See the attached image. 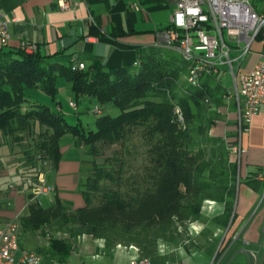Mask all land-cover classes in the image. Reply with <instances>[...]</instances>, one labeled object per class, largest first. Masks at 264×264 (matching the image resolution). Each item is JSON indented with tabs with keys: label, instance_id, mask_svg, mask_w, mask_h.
Listing matches in <instances>:
<instances>
[{
	"label": "trees",
	"instance_id": "16d2710c",
	"mask_svg": "<svg viewBox=\"0 0 264 264\" xmlns=\"http://www.w3.org/2000/svg\"><path fill=\"white\" fill-rule=\"evenodd\" d=\"M55 59L38 49L26 53L0 47V140L26 141L23 165L31 175L16 180L27 198L26 217L18 220L26 231L51 230L43 235L47 248L39 251L45 259L65 260L69 238L85 234L107 246L134 245L141 256L162 263L166 258H151L158 242L179 238L177 227L199 220L205 201L223 207L212 217L215 226L228 224L237 186V160L229 148L237 145L239 134L237 121L233 136L216 129L232 97L221 74L204 75L191 85L186 80L189 62L160 46L141 51L131 66L105 68L90 58L79 70ZM62 81L74 112L80 104L100 108V113L92 111V125L79 119L70 124L59 108L28 98L27 90H38L55 101ZM232 105L236 111L235 101ZM83 109L90 110L88 105ZM206 133L205 142L218 143L226 154L214 164L204 160L202 139L193 140L194 134L203 138ZM66 137L85 150L84 206L71 210L56 197L43 208L29 201L31 191L40 174L56 167ZM59 231L68 238L55 236Z\"/></svg>",
	"mask_w": 264,
	"mask_h": 264
},
{
	"label": "crops",
	"instance_id": "0c3cea01",
	"mask_svg": "<svg viewBox=\"0 0 264 264\" xmlns=\"http://www.w3.org/2000/svg\"><path fill=\"white\" fill-rule=\"evenodd\" d=\"M63 3L66 8L61 7ZM173 8L169 0L0 1V13L10 20L7 48H18L20 42L30 41L36 43L41 55L57 56L54 61L82 62L86 66L90 58H96L105 68L131 66L138 62L141 51L159 46L156 32L169 24ZM254 52L246 57L244 70H238V74L250 71L257 59ZM220 78L228 92L233 85L229 70H224ZM232 103L223 109L216 125L219 132L230 136L235 134L237 117ZM56 107L64 113L61 105ZM238 143L244 152L237 162L236 196L228 224L221 227L228 243L213 264H248L249 255H255L257 264H264V181L256 177L264 173V105L252 116ZM60 145L56 167L47 169L42 176L54 191L41 198V206L50 207L57 197L76 210L84 206L80 185L85 150L72 137L64 138ZM26 205L25 192L18 182L0 173V226L16 214L26 217ZM217 209L221 211L222 205ZM47 231L51 230L44 227L26 231L20 226L19 249L38 252L42 264H128V252L89 235L76 241L69 238L72 246L65 260H47L39 252L48 246V237L43 236ZM206 251L180 252L179 260L181 264H210L213 255Z\"/></svg>",
	"mask_w": 264,
	"mask_h": 264
},
{
	"label": "built area",
	"instance_id": "2783aa9c",
	"mask_svg": "<svg viewBox=\"0 0 264 264\" xmlns=\"http://www.w3.org/2000/svg\"><path fill=\"white\" fill-rule=\"evenodd\" d=\"M1 1V0H0ZM174 4L169 19V27L158 30V45L178 52L189 62L186 80L197 85L204 75H219L229 70L234 85L236 103V121L238 139L247 130V126L261 105H264V0H169ZM136 6V4H133ZM66 8V4L61 5ZM9 19L0 13V45L7 46ZM261 42V49L252 51L254 42ZM18 48L26 53L37 51L34 42L22 41ZM256 55V62L249 72L238 74L244 70V61L250 54ZM73 68L83 69L82 62H72ZM207 103V99H204ZM75 107L72 99L68 100ZM94 113L100 108L94 106ZM180 117V110L175 108ZM181 119V118H180ZM237 162L244 152L239 143L229 148ZM38 177L39 185L31 191L30 202L41 205V198L54 191ZM264 181V173L256 176ZM19 214L0 226V264H42L40 254L33 250L19 249L18 234L20 231ZM85 234L78 236L84 239ZM90 236V235H89ZM104 242L103 239L100 240ZM117 249L128 252V264H181L179 259L153 263L150 258L140 255L134 245L116 244ZM168 244H159L160 253L169 252ZM213 255L210 264L216 260ZM248 264H257L255 255H249Z\"/></svg>",
	"mask_w": 264,
	"mask_h": 264
},
{
	"label": "rangeland",
	"instance_id": "374dc122",
	"mask_svg": "<svg viewBox=\"0 0 264 264\" xmlns=\"http://www.w3.org/2000/svg\"><path fill=\"white\" fill-rule=\"evenodd\" d=\"M259 49H261V42L256 41L251 46V50L258 51ZM228 92L231 95L234 94V85H232L231 88H228ZM26 93L28 98L32 101L35 100L39 103L48 104L52 108H57L56 102H60L65 113L66 121L70 124L75 123L76 120L79 119L82 123H90L92 125L96 117L92 112L93 104L91 103L86 104L90 108L89 111H84L83 107L86 105L82 104L77 106L78 109L75 112L74 110L69 109L67 100L68 96L70 97V94L64 81L58 84V93L55 101H52L47 95L38 90H27ZM231 100H234L233 95L231 98H228V104L232 103ZM114 112L115 110L113 113ZM206 136H208V133H206L203 138H201V135L196 136V134H194L193 140L199 142V140L202 139L201 142L203 144L200 143V146L205 150L204 160L205 162H211L214 164L221 156H223V158L226 157V154L225 151L223 152L221 150L218 143L205 142L204 139ZM24 145H26V141H23L21 144L16 142L8 144L7 142H1L0 140V173H6L14 181L21 176H26V174L31 175V170L28 169L26 165H23L25 164V158L22 151ZM42 205L43 207L46 206L45 204ZM219 205L220 204L214 203L213 201H205L202 207V216L199 220L185 223L184 225L177 227L180 237L173 241H168L170 247L169 252H159L158 246L163 243L160 241L157 244L156 254L150 257L157 261L163 260V258H166L165 260L179 259L180 252L189 253L190 251L195 250H200L202 252L207 250L211 252L212 255L219 257L228 243V239L225 237L227 234L223 232L221 227H216L212 222L213 215L216 214V212H220L219 209H217ZM56 236L65 237L62 236L61 232H56ZM76 240L77 239H75V241ZM166 243L167 242H164L163 244Z\"/></svg>",
	"mask_w": 264,
	"mask_h": 264
}]
</instances>
